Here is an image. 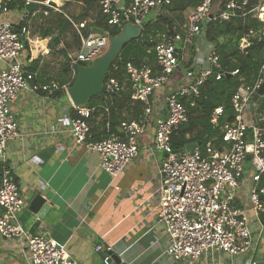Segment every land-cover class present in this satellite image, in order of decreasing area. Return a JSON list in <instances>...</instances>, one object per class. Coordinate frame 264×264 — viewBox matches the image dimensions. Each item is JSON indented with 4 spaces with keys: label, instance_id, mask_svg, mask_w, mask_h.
<instances>
[{
    "label": "built area",
    "instance_id": "built-area-1",
    "mask_svg": "<svg viewBox=\"0 0 264 264\" xmlns=\"http://www.w3.org/2000/svg\"><path fill=\"white\" fill-rule=\"evenodd\" d=\"M8 1L0 0V236L22 242L20 251L27 264H79L70 257L64 244L46 232H30L19 219L26 203L6 155L7 143L20 136L10 105L20 91H36L39 85L35 83V73L22 61L25 42L31 40L28 29L23 27L20 32L15 31L16 22L3 18L10 12ZM32 1L60 11L61 5L52 0H25V5ZM164 1L126 0L120 3V0H103L101 11L110 27L125 22L142 27L146 15L157 14ZM213 2L201 0L197 7L187 12L178 29L172 34H162L160 40L146 50L154 53L157 71L144 61L137 64L126 62L131 97L141 101L144 109L139 116L120 122L119 135L91 141L88 122L91 110L87 106L73 105L75 116L71 118L70 133L74 145L96 153L99 167L112 178L122 173L137 157L139 137L144 134L152 113L151 96L167 84L178 69L180 51L198 39H204L206 23L228 21L239 13H252L264 23V0H259V5L252 10L245 9L248 0H227L217 11L213 9ZM65 16L79 39L71 63H90L104 53L109 44L108 30L101 28L102 33L93 32L92 27L97 26L87 25L90 20L76 21L70 15ZM250 36H254L252 31L244 36L242 47ZM257 38L264 42V25ZM196 48L195 51L201 54L200 62L185 69L177 88L165 95L168 116L157 119L149 146L153 154L165 153L158 168L157 222L163 225L168 244L159 257L170 258L173 262L184 261L185 264H198L200 260H204V264H218L220 256L225 254L230 260L228 264H236L235 259L245 255L247 259L241 264H264V257H258L257 251L258 238L264 232V183H261L264 176V127L258 124L263 119H258L255 124L245 121V109L263 82L264 65L252 83L242 82L233 95L236 115L234 121L222 127V143L214 145L208 141L203 149L198 145L190 153H178L172 149L170 137L187 121V109L181 99L198 96L201 84L210 74L214 73L216 79L226 74L211 44L207 52L202 53ZM238 72L234 69L229 74ZM240 79L243 81V77ZM119 89L116 78L105 79V93L112 94ZM221 112L220 107L215 109L213 123ZM248 155L250 159H247ZM247 160L257 165L256 170L247 168ZM245 184L248 185L247 203L238 196ZM256 225L257 239L253 229ZM96 251L104 254L105 264H110L112 254H117L112 245H97Z\"/></svg>",
    "mask_w": 264,
    "mask_h": 264
},
{
    "label": "crops",
    "instance_id": "crops-1",
    "mask_svg": "<svg viewBox=\"0 0 264 264\" xmlns=\"http://www.w3.org/2000/svg\"><path fill=\"white\" fill-rule=\"evenodd\" d=\"M188 11L190 9L184 12L183 20ZM20 15L21 11L10 10L3 18L15 23ZM29 37L22 61L35 73L39 89L22 90L11 103L10 110L18 123L20 136L7 143L6 155L25 198L23 210L36 193H42L47 202L53 204L32 233L46 232L64 244L70 257L79 264H105L104 254L96 251L97 245H112L126 264H185L159 257L168 244L164 227L157 222L158 168L165 153L153 154L149 149L157 119L167 116L165 95L181 82L184 71L180 64L167 84L151 96L152 113L144 134L139 137L137 157L112 178L99 167L96 153L74 145L70 133L73 104L67 87H60L58 83L64 62L58 47L49 50L50 37L30 33ZM196 45L202 53L208 51L209 44L203 38L198 39ZM188 46L182 50V60L190 59L193 68L200 62L201 54L195 51L191 58ZM59 89H63L61 93H57ZM259 103L251 100L246 107L247 123L264 120V108H260ZM102 117V114L93 115L91 126L102 129ZM247 188L245 184L238 193L246 203ZM35 219L31 214L20 222L30 230ZM253 229L257 239L258 226ZM21 244V241L0 236V264H27L20 251ZM257 251L258 257H264V239L258 238ZM220 258L218 264L230 261L225 254ZM245 259L243 255L235 262L241 264ZM198 264H204V260Z\"/></svg>",
    "mask_w": 264,
    "mask_h": 264
},
{
    "label": "trees",
    "instance_id": "trees-1",
    "mask_svg": "<svg viewBox=\"0 0 264 264\" xmlns=\"http://www.w3.org/2000/svg\"><path fill=\"white\" fill-rule=\"evenodd\" d=\"M77 1L81 4V11L72 17L76 21L87 19L91 21L87 25L93 24L108 30L112 35L119 32L117 26L110 27L106 24L105 16L101 11L103 0ZM200 1L165 0L157 14L149 13L148 19L144 18L142 35L123 47L105 77V79L108 77L116 78L119 81L120 89L112 94L104 92L103 95L92 96L88 100L86 106L91 110V116L88 119L90 125L89 139L91 141H101L109 136L119 135L118 126L122 120L135 118L142 113L144 104L131 97L130 81L125 68L126 62L133 61L137 64L144 61L154 71H157L154 53H147L146 50L153 47L156 41L160 40L162 34H172L174 30L178 29L184 21V12L187 9L197 7ZM226 1L214 0V11L222 9ZM65 4L59 7L60 11H55L46 6L27 11L25 0H9L7 3L10 10L22 12L18 23L14 25L15 31L20 32L21 28L25 27L32 36L50 37L49 50L58 47V52L64 58L58 74L60 87H68L74 81L76 63H71V61L79 47L78 36L65 16L69 15ZM258 5L259 0H248L245 9L252 10ZM263 25V21L253 17L252 13H239L228 21H208L206 23L204 40L213 46V50L219 56L222 64V71L226 74L220 79H216L214 73L210 74L201 84L198 96L181 99L187 109V121L177 127L170 137V144L174 151L182 153L186 151V145L192 142H197L200 149H203L208 141L214 145L222 143V127L226 123L234 121L236 115L232 103L233 95L242 82L252 83L264 65V42L257 38V33ZM174 27L176 28L174 29ZM249 31H252L254 36H250L242 47V40L244 36L249 34ZM27 44L25 42L26 46ZM191 47L195 48L194 44ZM182 55L183 52L180 51V67L182 71H185L192 64L190 59L183 62ZM82 64L88 65L90 63ZM234 69H238L239 72L229 74ZM240 77H243V81ZM62 90H57V93H61ZM258 106L264 108V95ZM219 107L222 112L217 116L216 122L213 123L211 121L213 113ZM72 111V117H74L75 111L73 109ZM98 114L103 115L102 129L91 126L93 115ZM258 124L264 127V120L259 121ZM261 183H264V176Z\"/></svg>",
    "mask_w": 264,
    "mask_h": 264
},
{
    "label": "water",
    "instance_id": "water-1",
    "mask_svg": "<svg viewBox=\"0 0 264 264\" xmlns=\"http://www.w3.org/2000/svg\"><path fill=\"white\" fill-rule=\"evenodd\" d=\"M40 6L43 5L32 1L26 5V10L31 11ZM117 28L119 32L116 35H108L109 44L104 53L93 59L88 65H83L81 63L76 64V76L74 81L66 88L68 97L73 105L86 106L90 97L104 94L105 77L110 66L118 58L123 47L130 41L138 39L142 35L143 30L142 27L128 22L118 25ZM92 31L102 33V29L98 27H92ZM263 95L264 78L261 86L253 95L252 100L259 103ZM197 146V142L187 144L186 152L190 153ZM247 159H250V155L247 156ZM255 166L257 168V165ZM52 205V202H47L45 195L42 193H36L30 200L28 207L22 211L19 217L21 221L24 222L31 214L36 216V219L29 230L30 232H33L49 212ZM110 264L126 263L123 262L118 255L112 254Z\"/></svg>",
    "mask_w": 264,
    "mask_h": 264
},
{
    "label": "rangeland",
    "instance_id": "rangeland-1",
    "mask_svg": "<svg viewBox=\"0 0 264 264\" xmlns=\"http://www.w3.org/2000/svg\"><path fill=\"white\" fill-rule=\"evenodd\" d=\"M52 1H54L56 4L61 5V6H63L66 3L65 4L66 11L71 17H75L81 11V4L77 0H52ZM20 18H21V15L19 16V19ZM19 19L18 18L16 19V23H18ZM146 19H148V15L146 16ZM195 44L196 43H194V45ZM180 45L181 44H179V46ZM193 49L194 48H192L191 45L188 46L187 52L189 56L191 55V58L194 57L196 54L195 50ZM246 166L249 167L253 171L256 170V166L252 160H247ZM260 239H264V232H262V234L260 235Z\"/></svg>",
    "mask_w": 264,
    "mask_h": 264
},
{
    "label": "bare ground",
    "instance_id": "bare-ground-1",
    "mask_svg": "<svg viewBox=\"0 0 264 264\" xmlns=\"http://www.w3.org/2000/svg\"><path fill=\"white\" fill-rule=\"evenodd\" d=\"M264 17V16H263Z\"/></svg>",
    "mask_w": 264,
    "mask_h": 264
}]
</instances>
